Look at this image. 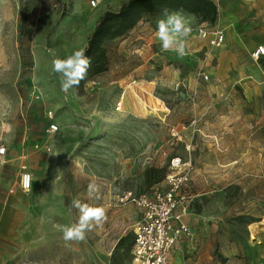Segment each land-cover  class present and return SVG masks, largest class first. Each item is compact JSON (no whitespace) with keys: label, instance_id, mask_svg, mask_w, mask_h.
Returning a JSON list of instances; mask_svg holds the SVG:
<instances>
[{"label":"rangeland","instance_id":"rangeland-1","mask_svg":"<svg viewBox=\"0 0 264 264\" xmlns=\"http://www.w3.org/2000/svg\"><path fill=\"white\" fill-rule=\"evenodd\" d=\"M125 1L0 0V199L20 189L27 201L19 264H131L139 210L118 199L163 189L174 156L192 165L176 208L186 235L215 231L228 263L264 264V58L242 83L202 84L193 93L184 79L175 88L154 54L144 71L153 81L149 101L131 84L120 112L115 102L146 56L138 41L105 42L108 69L80 89L64 92L52 72L54 58L84 49L100 15ZM51 123L58 131L49 135ZM23 172L31 175L28 191ZM92 180L98 193L89 198ZM73 198L107 215L82 242L63 239V227L79 217L69 212Z\"/></svg>","mask_w":264,"mask_h":264},{"label":"crops","instance_id":"crops-1","mask_svg":"<svg viewBox=\"0 0 264 264\" xmlns=\"http://www.w3.org/2000/svg\"><path fill=\"white\" fill-rule=\"evenodd\" d=\"M211 1L217 8L212 23L207 21L196 23V16L182 13L192 29L187 38L186 54L183 57L173 51H163L155 35L157 24L150 26L145 22L147 18L158 19L162 16L143 17L134 28L117 38L122 43L128 42L127 45L138 41L140 51L146 55L141 57L143 64L136 68L137 79L131 80L122 90L126 92L132 84L136 86L134 89L139 91L142 97L146 95V100L149 101L148 95L152 93V89L148 85L153 81L144 79V71L152 66L148 59L154 54L157 56V64L161 66L160 73L178 84L183 79L186 80L188 89L193 93H201L202 84H206L204 88H207V83L233 85L247 80L251 76L250 67L256 60L252 52L258 45H264V0ZM198 27L209 31L206 38L201 39L196 36L195 31ZM214 29H222L224 32V43L220 47L209 45L211 32ZM151 47H155V53L149 52ZM197 72L204 73L208 79L203 80L198 77ZM142 80H145L146 84ZM130 89L134 90L132 87ZM216 94L224 95V92L217 90ZM152 102L151 100L150 103ZM210 137L213 138L214 144H217L215 135ZM221 139L219 137V140ZM4 155L0 158L2 159ZM27 216V201L20 189L11 190L0 199V264H19L17 260L19 250L15 247L23 240L25 234L23 225L27 221ZM216 241L215 231L208 234L195 231L189 235L182 234L169 253V264H232L228 263L227 255L217 247Z\"/></svg>","mask_w":264,"mask_h":264},{"label":"built area","instance_id":"built-area-1","mask_svg":"<svg viewBox=\"0 0 264 264\" xmlns=\"http://www.w3.org/2000/svg\"><path fill=\"white\" fill-rule=\"evenodd\" d=\"M98 0H90L91 6H95ZM198 38L204 39L209 31L203 27H198L195 31ZM209 45L220 47L224 43V32L222 29H214ZM255 59L264 57V45H258L252 52ZM198 77L207 80L208 76L197 72ZM179 84L175 83V88ZM125 99V91L122 90L115 102L114 109L121 111ZM58 131V126L51 123L46 129L47 134H54ZM174 135L176 131L173 129ZM0 156L6 151L4 145H0ZM192 165L189 161H182L180 157L174 156L169 162V171L167 172L163 189H156L151 192L133 193L127 191L119 197V202H130L139 210V219L133 226L132 246H131V264H169V253L182 234H188L189 230L186 224L181 220V214L176 213L179 204L185 201L182 194L187 186ZM25 176L30 177L28 172H23L20 180L21 189L24 188ZM173 220L177 222L175 226Z\"/></svg>","mask_w":264,"mask_h":264},{"label":"clouds","instance_id":"clouds-1","mask_svg":"<svg viewBox=\"0 0 264 264\" xmlns=\"http://www.w3.org/2000/svg\"><path fill=\"white\" fill-rule=\"evenodd\" d=\"M191 27L180 12H165L162 18L157 21L156 37L160 41L163 51H173L183 57L186 54L187 38L191 34ZM91 66V59L85 55L84 49L73 51L65 58H54L52 60V72L60 76V87L64 92L78 86L85 79L88 69ZM3 151V149H0ZM30 177L25 176L24 188H30ZM89 198L98 193V186L94 180L90 181L86 189ZM69 212L77 210L79 217L71 225L63 227V239L66 242H82L86 239V233L99 226L107 219L103 207H92L82 203L79 199L73 198L68 206Z\"/></svg>","mask_w":264,"mask_h":264},{"label":"trees","instance_id":"trees-1","mask_svg":"<svg viewBox=\"0 0 264 264\" xmlns=\"http://www.w3.org/2000/svg\"><path fill=\"white\" fill-rule=\"evenodd\" d=\"M165 10L192 14L200 21L210 23L217 14L216 5L211 0H126L118 9L103 12L87 37L84 50L85 55L91 59V66L85 79L76 87L80 89L86 81L108 69L105 42L124 36L143 17L158 16ZM62 16L64 12L58 15L57 20Z\"/></svg>","mask_w":264,"mask_h":264}]
</instances>
